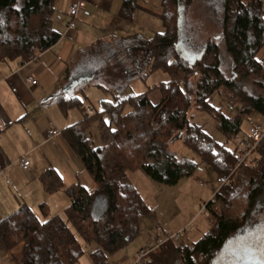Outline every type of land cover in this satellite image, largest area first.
Instances as JSON below:
<instances>
[{"label": "trees", "instance_id": "obj_1", "mask_svg": "<svg viewBox=\"0 0 264 264\" xmlns=\"http://www.w3.org/2000/svg\"><path fill=\"white\" fill-rule=\"evenodd\" d=\"M120 1L119 17L131 21L138 0ZM200 1L205 11L220 21L221 35L207 42L194 59L185 57L180 45L178 0H159L161 31L148 41L136 42L134 51L146 56L144 68L161 71L169 78L158 87L161 99L157 105L150 102L148 92L130 94L104 100L99 110L90 113L78 98H60L62 113L73 108L81 112V119L60 133L92 178L95 190L89 193L79 183L65 187L54 169L47 168L41 184L49 195L64 192L69 201L64 215L49 217L47 206L41 204L40 218L21 206L0 221V241L5 249L22 244L21 264H77L84 252L73 230L87 245H95L89 253L93 264H108L109 256L138 236L142 218L152 215L126 181V174L142 170L156 183L175 186L198 170L195 162L170 152L169 143L177 136L217 177L230 176L204 204L213 221L202 238L192 243L182 238L165 243L134 264H211L233 237L254 232L246 226L264 198V137L236 169L234 141L244 119H264V62L257 58L264 49V0ZM192 2L183 0L184 6ZM54 3L0 0V61L23 64L57 42L60 35L53 28ZM219 45L233 63L230 77L221 69ZM215 95H227L237 105L236 114H224L214 104ZM168 101L172 106L159 118ZM195 114L210 116L224 141L219 143L206 134L202 125L194 122ZM93 125L95 138L90 130ZM100 198L106 200V207L94 217L92 209ZM215 205L218 212H213Z\"/></svg>", "mask_w": 264, "mask_h": 264}, {"label": "rangeland", "instance_id": "obj_2", "mask_svg": "<svg viewBox=\"0 0 264 264\" xmlns=\"http://www.w3.org/2000/svg\"><path fill=\"white\" fill-rule=\"evenodd\" d=\"M144 1L145 2L142 4L140 3V11L143 10V12L146 13V10L156 7L153 6L152 2L149 0ZM178 14L181 21L180 45L181 48L184 49L183 52L190 56H196L207 42L215 40L214 38L221 35L220 21L214 16H210L205 11L203 3L200 0H193L188 6H184L183 0H178ZM139 16V14L136 15V22L133 24V29L138 27L140 33H142L140 34L142 37L138 36L135 30L134 37L137 35L139 39H143L145 38V32L153 30V28L157 32L161 31L160 23L156 25L151 19H140L138 21ZM138 41L139 40L123 38L112 40L109 42V45L103 43L101 47H108L106 51H103L99 45L87 51L86 49L82 50V58L76 61L77 64L73 67L75 69L72 71L74 72L77 69V72H94L93 74H95L94 84L84 86L83 93H74L76 97L81 99V105L84 111L90 112L92 109L99 110L101 106L100 101L102 99L113 100V97H125L130 94L136 95L141 92H148V98L153 105H157L160 102L161 95L155 87L166 84L169 78L167 74L161 71H154L151 73L145 72L144 64L146 63V56L139 53L137 50L134 51L135 45L137 44L136 42ZM188 41L191 43V46L188 45ZM219 46L221 69L227 77H230L233 74V63L229 55L225 53L224 48L221 45ZM136 47H138V44ZM257 58L264 62V49L257 54ZM136 76H142L143 80L138 82L135 79ZM118 79H120V82H123L121 86L116 85ZM193 81H195V79H193ZM98 83L102 86L96 87ZM229 99L227 95H215L214 104L217 107H221L224 114L233 116L237 112V105ZM170 106H172V101H168L164 104L159 111L158 117L166 116ZM80 116L79 109L73 108L69 110L68 119L70 118V122H76L79 120ZM193 120L202 125L203 130L213 140L219 143L224 141V138L216 129L214 120L210 116L195 114ZM257 120L261 124L264 123L263 118H258ZM247 129V121L244 119L241 132L237 137L241 138L246 134ZM90 130L91 133H93V138H95L96 126H91ZM63 141L64 149L66 150L63 153V163L60 169L67 175L77 176L79 182L84 186H88L89 183L92 184V178L83 170L72 149L70 147L67 148L68 146H66L67 143L65 139ZM94 142L95 144L98 143L96 139H94ZM229 146L231 148V145ZM169 150L179 158L187 159L198 164V170L193 176L182 178L175 186L156 183L142 170L128 172L126 174V181L133 185L138 191L152 215L142 218L139 225L138 236L129 242L127 246L109 256L108 264L120 262L122 264H134L136 262L137 250L141 247L149 248L155 245V230L157 228L165 233L171 234L186 227L191 230L186 235L182 236L183 241L187 243L196 242L211 228L213 216L208 210L203 214L201 208L212 198L215 191L219 188V184L216 182L218 178L216 173L208 164L201 161L192 151L186 148L182 144L179 136L171 140L169 143ZM59 193L60 194L54 196L56 198L43 196L42 199L37 194H31L29 202L31 206H33V212L40 217L41 210L37 205L43 202L44 198L49 203L48 206L52 208V213L59 210L62 203L66 201V198L63 200L64 196H61L63 195L62 192L60 191ZM105 207L106 200L100 198L98 203L94 204L92 215L94 217L100 216ZM218 210L219 207L215 205L213 207V212H218ZM59 215L63 216L64 214L61 211ZM246 227L254 231L253 233L264 232V198L253 211ZM73 233L77 237L84 252L77 264H93L90 260L89 253L96 248L95 245H87L74 230ZM245 233L246 232H243L241 235L233 237L232 241H229L226 247H228L229 243L237 244L240 242L245 237ZM222 256H224V253ZM217 261H219V263L222 262L221 256L217 258Z\"/></svg>", "mask_w": 264, "mask_h": 264}, {"label": "crops", "instance_id": "obj_3", "mask_svg": "<svg viewBox=\"0 0 264 264\" xmlns=\"http://www.w3.org/2000/svg\"><path fill=\"white\" fill-rule=\"evenodd\" d=\"M73 1L55 0L53 28L60 37L54 45L23 64L18 61H0V221L21 206H27L33 212V206L29 202L31 194H37L41 199L43 196L56 198L54 196L60 194V191L52 195L45 192L40 177L47 168L54 169L65 187L74 183L81 184L77 176L67 175L60 169L66 150L62 133L53 141L46 142L45 132L51 126L61 132L74 124L75 122L68 119L69 111L66 114L61 112L59 100L61 97H76L74 93H83L84 86L94 84V72H77V69L72 71L76 61L82 58V50L87 51L97 45L101 47L103 43L109 45L112 40L123 38L148 41L158 33L153 28L154 31L148 30L145 32V38L139 39L137 35L141 36L142 33L138 27L133 29V24L137 14L140 15L138 21L151 19L156 25L160 23L159 1L149 0L156 7L144 13L143 10L140 11V3L145 1L138 0L132 20L127 21L119 17L120 0H83L85 7L75 19L74 28L67 29L70 20L68 8ZM101 49L106 51L108 47ZM144 69L145 72L151 73L148 66ZM81 78L90 80L76 86L70 94H64L73 81ZM137 78L135 79L138 82L143 80L139 76ZM27 79L35 80L36 84L30 85ZM122 84L120 79L116 81L117 86ZM99 86L102 85L96 84V87ZM158 87L155 89L158 90ZM78 100L81 102L80 98ZM103 101L104 99L100 104ZM24 156H27L30 162L27 170H22L19 166V161ZM81 185L89 193L95 190L94 182L88 186ZM61 192L63 200L66 198V201L54 213L45 198L37 206L46 205L49 217L59 215L69 204L64 192ZM21 253L22 244L7 250L0 241V264H21Z\"/></svg>", "mask_w": 264, "mask_h": 264}, {"label": "built area", "instance_id": "obj_4", "mask_svg": "<svg viewBox=\"0 0 264 264\" xmlns=\"http://www.w3.org/2000/svg\"><path fill=\"white\" fill-rule=\"evenodd\" d=\"M85 7V3L83 0H74L68 8V16H69V22L67 25V29H72L75 26V19L77 18L78 14L83 11ZM27 83L30 85H35L36 81L32 79H27ZM247 132L245 135H243L241 138L236 137L235 140V169L241 166L243 163L247 161V159L250 157V155L255 150L258 143L262 140L264 137V123L261 124L260 122L252 119L247 118ZM60 135V131L54 127L51 126L46 132H45V141L50 142L53 141L54 138ZM30 165V162L28 160L27 156H24L19 161V166L22 170H27ZM231 174V173H230ZM2 175V171H0V178ZM230 175H222L219 176L216 180V182L219 184V186H222L226 184L228 178ZM207 211L206 207L203 205L201 208V212L205 214ZM191 230L184 227L178 232L175 233H165L161 229L157 228L155 230V245L153 247L147 248V249H140L136 254V262L140 263L142 262L146 256L152 252L155 248L168 243V242H177L179 241L182 236L186 235ZM121 264V263H116Z\"/></svg>", "mask_w": 264, "mask_h": 264}, {"label": "flooded vegetation", "instance_id": "obj_5", "mask_svg": "<svg viewBox=\"0 0 264 264\" xmlns=\"http://www.w3.org/2000/svg\"><path fill=\"white\" fill-rule=\"evenodd\" d=\"M188 43L191 46L189 41ZM223 253L222 262L219 263L217 259H214L211 264H241L242 262L246 264L245 255H249L250 259H255V263L264 264V232L251 233L237 244L229 243Z\"/></svg>", "mask_w": 264, "mask_h": 264}, {"label": "water", "instance_id": "obj_6", "mask_svg": "<svg viewBox=\"0 0 264 264\" xmlns=\"http://www.w3.org/2000/svg\"><path fill=\"white\" fill-rule=\"evenodd\" d=\"M184 54H185V57H190L191 58V60L192 59H194V56H190V55H188L187 53H185L184 52ZM90 79L89 78H81V79H79V80H77V81H73L72 83H71V85H70V87H69V89H68V91H66V92H64V94H70L73 90H74V88L76 87V86H78L79 84H81V83H83V82H85V81H89ZM227 245V244H226ZM226 245L224 246V248L222 249V250H225V248H226ZM250 253H252V251L250 252ZM252 259V258H251ZM250 259V256L249 255H245V262H246V264H258V263H255V259H252L251 260ZM241 263V262H240ZM241 264H244V262H242Z\"/></svg>", "mask_w": 264, "mask_h": 264}]
</instances>
